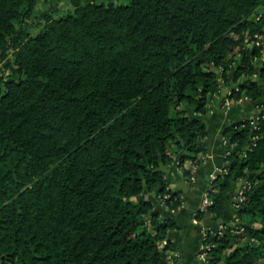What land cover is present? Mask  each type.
I'll return each mask as SVG.
<instances>
[{"label":"trees","instance_id":"1","mask_svg":"<svg viewBox=\"0 0 264 264\" xmlns=\"http://www.w3.org/2000/svg\"><path fill=\"white\" fill-rule=\"evenodd\" d=\"M37 1L0 0V264H175L156 206L204 160L217 70L260 107L223 130L209 214L245 181L206 264H264V0H69L32 32Z\"/></svg>","mask_w":264,"mask_h":264},{"label":"crops","instance_id":"2","mask_svg":"<svg viewBox=\"0 0 264 264\" xmlns=\"http://www.w3.org/2000/svg\"><path fill=\"white\" fill-rule=\"evenodd\" d=\"M229 83H225V85ZM228 94L224 101L220 98L221 94L216 95L218 98L214 99V103L208 111L209 113L207 112L208 132L204 138L207 150L204 160L195 167L191 175L184 178L179 177L178 179V185L181 189L180 195L183 200L182 204L178 209H171L160 203L156 206L161 216L174 218L177 221V225L168 232L169 239L175 245V248L170 251V255L174 256L175 264H198L200 261L198 253L203 244L207 228H218L219 222L216 218L212 219L206 227L203 224V218L201 220L194 218V212L201 204L212 175H216L227 163L228 144L222 140L223 130L235 120L243 117H255L260 107L254 104L252 100H246L242 97L230 100ZM184 166L189 167L190 160L187 159ZM238 181H242V179L235 180L227 194L224 213L221 216L222 223L228 224L236 215L234 201L237 197L235 189ZM147 195L145 194V196ZM246 239L247 236L245 235L241 238L242 241Z\"/></svg>","mask_w":264,"mask_h":264},{"label":"rangeland","instance_id":"3","mask_svg":"<svg viewBox=\"0 0 264 264\" xmlns=\"http://www.w3.org/2000/svg\"><path fill=\"white\" fill-rule=\"evenodd\" d=\"M72 8L73 6L69 0H38L36 6L34 7L33 14H31V16L26 19L25 26L29 28L30 31L35 32L40 28V26H42L44 22L42 14L43 12L56 16L60 13L71 10ZM260 16H264V4L258 6L255 9V12L250 14V17H252L254 20L258 19ZM3 64V60H1L0 73L6 72V67H4ZM216 97L218 98V96Z\"/></svg>","mask_w":264,"mask_h":264},{"label":"built area","instance_id":"4","mask_svg":"<svg viewBox=\"0 0 264 264\" xmlns=\"http://www.w3.org/2000/svg\"><path fill=\"white\" fill-rule=\"evenodd\" d=\"M251 42H253V43H255V44H258V45H261L262 46V49H263V51H264V35H263V33L262 32H255L254 33V38H253V40L251 41ZM254 120H251V122H253ZM222 140H223V142L224 143H227L228 145L230 144V142L228 141V139L225 137V136H223V138H222ZM232 147H235V145L234 144H232ZM229 150H227V152H228ZM224 169V168H223ZM222 169V170H223ZM221 170V171H222ZM219 172V171H218ZM214 176H215V174L214 175H212V177L210 178V180L211 179H213L214 178ZM245 181V179H242V183H241V186H240V188H239V192H238V194L236 195L237 197H236V199H237V202H238V200H240L241 198H242V195H241V193H242V187H243V182ZM209 183H210V181H209ZM209 186H207V188H208ZM167 194H164V196H166ZM212 201V199L210 198V196L208 195V192H207V189H206V191L204 192V196H203V198H202V201H201V204H200V206L197 208V209H200V210H206V206H207V204H209L210 202ZM237 202H235V204H237ZM196 212H197V210L194 212V214H196ZM195 218V217H194ZM196 220H199L198 218H195ZM201 220V219H200ZM232 221V223H235V220L234 219H232L231 220ZM226 225H225V223H219V225H218V228L216 229L217 231H220V229L221 228H223V227H225ZM205 234H206V232H205ZM205 236V235H204ZM210 246V244H202V246H201V248H200V250H199V253H198V255H199V257H200V261H199V263L198 264H206V256H205V250H204V248H208ZM203 249V250H202Z\"/></svg>","mask_w":264,"mask_h":264},{"label":"water","instance_id":"5","mask_svg":"<svg viewBox=\"0 0 264 264\" xmlns=\"http://www.w3.org/2000/svg\"><path fill=\"white\" fill-rule=\"evenodd\" d=\"M217 74H218L219 82H220V86H221V97H220V98H221L222 101H224L225 98H226V96H227V94H228V91L232 90L233 87L237 84V82L231 80L230 83H229L228 85H225V83L223 82V80H222V79L220 78V76H219V75H220L219 70H217ZM232 74H233V71L231 72V75H232ZM216 98H217V97H215V99H216ZM253 103L256 104V101H253ZM208 113H209V112H208ZM256 113H257V112H256ZM228 141H230V139H228ZM246 146H248V145L246 144ZM169 149H170L171 151H173V149H172L171 147H169ZM158 168H163V163H162V161H159V166H158ZM219 172H220V171H219ZM241 183H242V181H238V182H237V188L235 189V195L238 194V192H239V188H240V186H241ZM234 202H237V199H236ZM214 218L217 219V222L221 223V221H222L221 217H215L214 215H210L209 212L206 210V212H205V216H204V218H203V224H204L206 227H208L209 222H210L212 219H214ZM228 224H229V225H232L233 223H232V221H230Z\"/></svg>","mask_w":264,"mask_h":264}]
</instances>
